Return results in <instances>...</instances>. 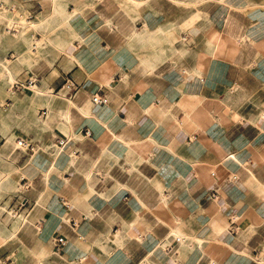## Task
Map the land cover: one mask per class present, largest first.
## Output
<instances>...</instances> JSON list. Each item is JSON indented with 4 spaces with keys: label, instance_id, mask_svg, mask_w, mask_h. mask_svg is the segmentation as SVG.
Wrapping results in <instances>:
<instances>
[{
    "label": "crops",
    "instance_id": "crops-1",
    "mask_svg": "<svg viewBox=\"0 0 264 264\" xmlns=\"http://www.w3.org/2000/svg\"><path fill=\"white\" fill-rule=\"evenodd\" d=\"M13 5L41 24L0 121L34 144L0 203L28 185L20 263L264 264V0Z\"/></svg>",
    "mask_w": 264,
    "mask_h": 264
},
{
    "label": "rangeland",
    "instance_id": "rangeland-1",
    "mask_svg": "<svg viewBox=\"0 0 264 264\" xmlns=\"http://www.w3.org/2000/svg\"><path fill=\"white\" fill-rule=\"evenodd\" d=\"M21 0H0V81L1 83L3 82L4 84L0 86V121L2 120L1 114L3 112H6V109L8 108V100H5L6 98H12V96H22L24 94L18 93L15 91L16 94L12 95L11 89H10V83L7 82L6 76H5V68L8 67L10 68L14 63L19 64L22 62L21 57L23 49H19L17 45H20L21 43H26L29 39L28 46L24 49L31 57H34L33 51H32V42L36 40L35 34L39 30L38 27L41 26V24H38V20H33L28 23H26L24 12H15V11H10L8 8V5L13 4L14 2L18 3ZM4 3V4H3ZM6 6V8H4ZM8 8V9H7ZM9 19V21H8ZM41 19V18H40ZM14 20H18L22 23V28L16 32L15 34L8 33L6 31V26L13 22ZM36 22V23H35ZM43 40H38L37 41V53L38 57L41 55L40 48L43 46L42 45ZM13 53L14 58L12 59L9 55ZM9 56V57H8ZM6 65V67H4ZM28 68L31 70H35L25 61L22 62L21 67L19 68V72L22 71L23 68ZM36 90V89H35ZM28 93V92H27ZM26 94V93H25ZM13 97V98H14ZM8 131H3L0 130V134L3 136V140L0 142V166L3 168L9 164L11 161L13 164V167L15 171L20 170L19 167H16L14 164V161L16 159L15 155L18 153L17 150H14V152L10 156V144L11 140L13 138V135L16 133H13L10 135H7ZM19 135V133H18ZM5 137V138H4ZM5 143L2 145V143ZM10 143V144H9ZM2 145V146H1ZM0 167V168H1ZM16 173V172H15ZM14 179L15 181L17 180L16 174H14ZM16 190V187H14L12 190H5L0 186V193H5L4 195H0V203L2 201H5L10 198L12 194H14ZM6 213L3 215L5 216ZM16 252L17 254H12L11 252ZM22 256V250H21V242L19 240H16L12 243H9L7 246L2 247L0 249V257L2 260H4L5 264H21L20 263V258ZM26 259V262L28 264H33L35 262V259L29 255H26L24 258ZM13 261V263H11Z\"/></svg>",
    "mask_w": 264,
    "mask_h": 264
},
{
    "label": "built area",
    "instance_id": "built-area-1",
    "mask_svg": "<svg viewBox=\"0 0 264 264\" xmlns=\"http://www.w3.org/2000/svg\"><path fill=\"white\" fill-rule=\"evenodd\" d=\"M8 8L10 9V11H15V12H18V10L20 9L19 6L17 5H8ZM25 10V20H26V23L30 22L33 20L34 18V12H33V8L31 7H25L24 8ZM22 28V23L18 20H14L13 22L9 23L7 26H6V31L8 33H16L18 32L20 29ZM12 59L14 58V56H12L11 54L9 55ZM8 56V57H9ZM37 82H38V79L37 77H33V76H19V77H15L14 80L12 81L11 83V87L14 91H18V92H22V91H27V90H33L36 85H37ZM64 85H65V88L68 89L69 93L68 95L71 96L72 93L77 89V84L74 82V80L72 79L71 76H68L65 81H64ZM106 97L102 96V95H99L98 93H94L91 95V101L92 102H95V103H104L106 102ZM2 140V136L0 134V142ZM15 141H16V149L17 150H30V151H34V144L27 138L25 137H21V136H17L15 138ZM62 143V142H60ZM28 188V185H25L24 183H21L18 185V199H19V202L17 204V206H8L6 208V210L4 211V213H8V212H11L12 214H17L18 213V210L20 208H22L25 204H26V197L24 196V190ZM212 197H215V193H212L211 194ZM65 243V239L63 236H56L54 239H53V247H54V250L57 252L61 246H63ZM13 263V261L11 262Z\"/></svg>",
    "mask_w": 264,
    "mask_h": 264
},
{
    "label": "bare ground",
    "instance_id": "bare-ground-1",
    "mask_svg": "<svg viewBox=\"0 0 264 264\" xmlns=\"http://www.w3.org/2000/svg\"><path fill=\"white\" fill-rule=\"evenodd\" d=\"M4 8H6V6H4ZM8 21H9V19H8ZM4 67H6V65H4ZM4 72H5V76H6L7 81L12 82L13 75H12L11 69L6 67ZM10 92H12V94H13L12 90ZM16 146H17V144L15 141L14 149H16ZM15 172L16 171H14L10 168H6V169L0 168V186L2 188H4L5 190H8L10 187L13 186V182L11 181V178L14 179V173ZM28 221H29V218H28L26 211H23L19 214H15V215L12 214L11 212H8L7 215H5L2 219L0 218V246L6 245L7 243H10V242H13L15 239L17 240L18 239V235H17L18 231L23 226H26ZM4 262L5 261L2 260V258L0 257V264H5Z\"/></svg>",
    "mask_w": 264,
    "mask_h": 264
}]
</instances>
